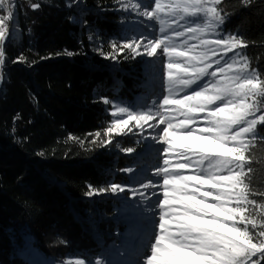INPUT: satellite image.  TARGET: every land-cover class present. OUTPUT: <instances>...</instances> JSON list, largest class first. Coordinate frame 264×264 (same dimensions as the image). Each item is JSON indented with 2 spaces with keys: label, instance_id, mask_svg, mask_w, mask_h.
<instances>
[{
  "label": "trees",
  "instance_id": "obj_1",
  "mask_svg": "<svg viewBox=\"0 0 264 264\" xmlns=\"http://www.w3.org/2000/svg\"><path fill=\"white\" fill-rule=\"evenodd\" d=\"M13 3L19 34L4 46L0 89V264H26L16 246L28 234L56 263L69 257L88 259L112 244L109 232H126L112 216L128 194L124 170L134 160L106 151L104 131L111 115L110 105L102 100L135 103L144 75L122 55L117 58L125 74L115 76L101 69L102 53L111 55L112 45L125 38L116 0H79L72 7L66 0ZM33 4L40 7L34 10ZM221 7L228 16L223 29L246 39L247 47L241 51L251 67L264 74V0H223ZM20 56L25 62L14 63ZM258 127L264 133V126ZM117 141L122 150H138L129 139ZM256 144L249 176L260 193L264 143ZM112 183L126 189L117 200L85 194L89 185L99 189ZM253 199L264 201V196ZM87 220L97 224L103 247L92 237Z\"/></svg>",
  "mask_w": 264,
  "mask_h": 264
},
{
  "label": "snow or ice",
  "instance_id": "obj_2",
  "mask_svg": "<svg viewBox=\"0 0 264 264\" xmlns=\"http://www.w3.org/2000/svg\"><path fill=\"white\" fill-rule=\"evenodd\" d=\"M8 2L0 0V9ZM222 3L152 0L148 6L139 0H123L121 5L125 11L155 21L160 34L126 41L119 51L113 44L114 52L119 55L128 49L133 58L165 57L166 94L155 102L154 111H136L103 99L104 104H111L110 115L114 118L105 136L126 135L125 129L132 131L129 125L139 129L148 125L153 131L163 125L153 137L163 146L162 166L154 173L162 177V184L149 180L141 185L145 190L160 189L152 193L157 196L159 210L157 231L134 264H141V259L143 264L264 261V201L253 199L258 194L264 196V192L257 193L249 176L255 155L252 149L258 146L257 141L264 143V133L258 127L264 126V74L252 68L247 54L239 51L247 47L246 39L238 32L223 29L228 16ZM32 7L35 10L40 5ZM13 17L14 9L0 17V80L6 61L4 44L10 34L5 21ZM65 54L73 55L68 50ZM102 55L116 59V55ZM13 62H25V57ZM103 143L111 144L112 140ZM125 151L131 153L133 149ZM108 191L118 194L126 189L115 183L99 189L89 185L85 194L91 197ZM127 191L133 197L137 194L136 189ZM139 195L151 199L145 192ZM64 264L92 262L76 258ZM95 264L105 261L97 259Z\"/></svg>",
  "mask_w": 264,
  "mask_h": 264
},
{
  "label": "rangeland",
  "instance_id": "obj_3",
  "mask_svg": "<svg viewBox=\"0 0 264 264\" xmlns=\"http://www.w3.org/2000/svg\"><path fill=\"white\" fill-rule=\"evenodd\" d=\"M13 2L14 0H9L7 7L0 9V17L7 15L8 9H14L15 11ZM78 2L79 0H66L67 5H71L69 7H72L73 5L75 6V4ZM139 2L142 5L148 6H151L152 4V0H139ZM122 3L123 0H120V2L116 0L117 11H119L122 15L123 20L121 25L125 36L124 40L120 44H116L117 51H119L120 46L126 41L143 39V37L152 38L160 34L159 25L155 21H149L146 18L139 16L135 11L123 10L121 6ZM141 11H143V8H141ZM72 20L74 23H77L75 16H73ZM5 25L8 32L10 33L6 38V42H8L11 38L19 34V30L15 26V17L9 21H5ZM138 50L142 51V49ZM239 51H241V49ZM113 55H116V59H106L105 56H101L102 60H104L100 65L102 68L100 66L95 67L105 69L107 72L112 73L115 76H117L119 73L125 74L127 71L123 70L122 66L119 64L117 53L114 52L112 47V54L109 56ZM119 55L131 59V61H134V63L138 65L139 71L144 75L141 85V89H143V91L135 97V103H112L128 106L136 111H154L156 107L155 102L159 101L162 96L166 94L164 91L163 68L165 57L160 55L156 58H149L144 55L133 58L128 49H124ZM133 71H137V69L134 68ZM0 85L2 86V83H0ZM109 105L110 108L108 109V113L112 111L111 104ZM113 119L114 118L111 116V121ZM129 127L132 128V131L128 132V130L125 129V132L127 133L126 135L122 134L120 136H116L115 133H111L109 136H107L108 140L111 139L112 142L114 141V146L111 148L109 147L110 144H107L106 151H114L118 156L117 158L127 161L134 159L132 160V163L129 164V168H126L132 169V171H124V175L129 184V189H136L137 194L133 197V193L128 191V194L121 198V209H115L114 215L112 216L113 221L117 223H123L125 225L126 232L122 234H119V232L116 230L109 232V235L113 236L112 244L106 246V249L102 254L90 255L88 259L83 257V259L90 260L92 264H95V261L101 258L104 259L105 264H134V262L140 256V253L149 247L150 243L153 241L154 233L157 231L159 210L156 203L157 196L152 195V193L160 191V189L149 188L145 190L141 187V185L147 183L149 180H158L162 184V177H157L154 175V173L158 166H162L163 157L160 149L163 146L157 143L153 137L158 135L159 128H162L163 125H160L156 131H153V129L148 127V125H145L143 129L136 128L134 125H129ZM116 138L117 140L121 138L129 139L134 145L138 147V150H133L131 153L122 150L120 148L119 142L114 140ZM175 162L176 161L173 160V163ZM139 192H145V195L150 196L151 199H144L139 195ZM102 195L106 197L109 196L112 199L117 200L119 197H121V195L124 194H122V192L113 194L108 191L102 193ZM159 198L162 199V195ZM99 216L102 220L107 219V216L104 213H101ZM76 218L78 219V215H76ZM87 222L92 224L91 221L87 220ZM90 232L92 237L98 243H100L101 247H103L104 239L98 230L97 224H92V227H90ZM22 248L23 250L21 251L20 249ZM16 249L19 256L26 262V264H64V262L67 260H74L77 258L69 257L61 263H56L52 259L47 258L46 255L37 248L34 239L29 234L24 235L22 244L16 246ZM141 264H143L142 259Z\"/></svg>",
  "mask_w": 264,
  "mask_h": 264
},
{
  "label": "water",
  "instance_id": "obj_4",
  "mask_svg": "<svg viewBox=\"0 0 264 264\" xmlns=\"http://www.w3.org/2000/svg\"><path fill=\"white\" fill-rule=\"evenodd\" d=\"M7 43V42H6ZM6 43L4 44V46L6 45ZM0 83H2V80H0ZM1 86V85H0ZM0 89H1V87H0Z\"/></svg>",
  "mask_w": 264,
  "mask_h": 264
}]
</instances>
